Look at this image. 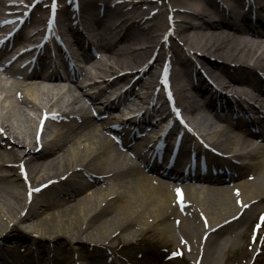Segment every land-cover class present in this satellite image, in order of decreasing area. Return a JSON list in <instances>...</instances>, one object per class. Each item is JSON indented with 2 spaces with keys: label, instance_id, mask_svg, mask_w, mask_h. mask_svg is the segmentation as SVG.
<instances>
[{
  "label": "bare ground",
  "instance_id": "obj_1",
  "mask_svg": "<svg viewBox=\"0 0 264 264\" xmlns=\"http://www.w3.org/2000/svg\"><path fill=\"white\" fill-rule=\"evenodd\" d=\"M98 1L101 6L95 0H82L79 20L96 43V35L88 28L90 24L95 25L100 41L104 42L98 49L111 66L99 59L93 60V54L87 51L82 56L85 64L78 72L72 69L66 79L55 78L45 85L33 82L39 81L36 78L39 72L19 77L11 69L0 72V264H85V259L91 262L87 264H117L103 251L114 241L126 240L140 246L124 260L126 264H159L161 260L162 264H175L176 259L169 255L177 249L183 250L193 264H222L228 261L225 256L241 249L246 256L237 264H264V233L253 245L255 241L249 240V234L243 237L238 230L256 217L264 216V146L257 144L264 143V126L260 123L258 134L242 135L241 127L251 124L248 116L243 117L247 111L256 114L255 109L251 104L245 108L233 103L225 95L229 90L232 95H238L242 85L252 84L256 92L242 96L259 105L264 102V80L256 76L255 81L240 74L251 71L264 76V15L258 13L264 10V0H220L228 9V15L225 10L223 17L209 12L216 7L223 10L215 0H157L164 7L170 6L169 10L178 16L174 33L182 46L177 43L171 46L174 58L167 55L159 40L167 33L163 15L147 11L145 7L152 0H114L113 4L116 1L119 4L112 6L107 0ZM4 3L0 0V13ZM252 5L258 11L249 18L247 10ZM128 6L131 7L125 8ZM59 7L62 8L58 13L62 17L61 30L66 33L63 25L70 27L67 23L77 30V23L72 22L77 21V15H71L64 5ZM29 17L40 22L33 14ZM235 20L239 31L235 29ZM69 41V48L73 49V40ZM75 43L83 52L89 49V43L78 38ZM155 48L158 51L152 62L159 66L165 61L171 62L169 68L172 66L175 79L189 77L192 72L191 64L195 61L186 53L191 52L202 63L211 83L199 77L192 93L190 83H184L176 91L178 102L186 112L187 127L190 125L216 153L228 158L211 155L188 137L192 144L190 148H181L180 156L185 154L189 160L188 156L197 149L195 154H205L209 167L203 175L177 179L185 196L183 209L175 205L178 187L173 190L165 181L151 175L158 172L156 167L148 165L149 159L142 152L148 144L143 135L146 131L133 130L129 124L124 128L121 120H117L122 112L112 99L98 103L106 96L105 90L99 88L95 95H89L78 83L79 76L90 80L96 72L111 75L122 71L123 77L134 74L138 72L136 64L145 63ZM230 62L237 68L229 67ZM153 68L148 65L139 71L134 82L138 81L150 95L155 89ZM114 80L111 87L121 81ZM100 84L107 86L109 82L101 80ZM41 94L54 102H45L39 108L32 101H37ZM172 95L175 97V92ZM25 96L31 101H26ZM96 103L101 105V111L93 116ZM49 108H56L58 112L46 122L56 125L49 140L45 139L48 129L39 140L34 133L30 135L21 130V112ZM235 110L239 116L233 118ZM145 127L157 126L149 122ZM109 135L116 137L119 145ZM37 143L42 144V149L35 153ZM236 155L245 160L239 168L231 162ZM136 160L142 161L149 174ZM222 165H229L231 178ZM20 166L26 170L30 185L49 184L43 192L52 189L48 195L27 194V183L18 176ZM169 177L174 179L172 173ZM203 222L209 225L208 231L202 228ZM241 239L244 247L239 245ZM56 241L66 244L61 256L52 254L56 247L49 246ZM156 241L172 249L166 252L164 261L163 248L153 249ZM85 245L87 251H80V246ZM19 247L23 249L11 254V249Z\"/></svg>",
  "mask_w": 264,
  "mask_h": 264
},
{
  "label": "rangeland",
  "instance_id": "obj_2",
  "mask_svg": "<svg viewBox=\"0 0 264 264\" xmlns=\"http://www.w3.org/2000/svg\"><path fill=\"white\" fill-rule=\"evenodd\" d=\"M109 2H114V0H109ZM37 14L39 12V10L36 11ZM116 17L119 16V14H115ZM88 28L90 30H92L94 32V35H96V44L97 45H102L104 43H102V41H100V36H98L97 34V29L96 27L93 25V24H90L88 26ZM76 61V60H75ZM115 61V60H114ZM77 63V62H76ZM118 65V63H116ZM26 99V98H25ZM41 101H45V102H50V103H53L54 100H51L50 97H45L43 100ZM182 107V106H181ZM97 109H100V108H97ZM96 109V110H97ZM182 110L184 112V114L186 113L185 110L183 109L182 107ZM31 114H34L35 112L30 110ZM33 125H34V120L31 119V118H28L27 117V113H26V110L25 112H21V122H20V128L22 131H24L25 133H29L30 135H33ZM201 130L204 131L205 133H207V130L201 126ZM55 129V125L52 124V125H49V128H48V133L47 135L45 136L47 139H50V133L51 131H53ZM257 144H259V146H264V143H259L257 142ZM16 173V172H15ZM52 190V189H51ZM51 190H49L48 192H50ZM48 192L46 193H43V197L47 194L48 195ZM41 197V199L43 198ZM254 223H255V220H251L247 226H244V227H241V228H238L239 231H241L243 234L242 236L244 237L246 233H248L249 235H251V230H253L255 228L254 226ZM201 226V225H200ZM254 227V228H253ZM264 227V224L263 226ZM134 240V239H133ZM157 240V239H156ZM49 242V241H47ZM139 242V241H138ZM75 246L78 245V244H74ZM241 247H244L245 246V242L243 241V239L240 240V244H239ZM52 247H56L53 251L52 254H57L59 256H61L63 253H65V250H66V244H64L63 242H51V244L49 245ZM162 247L163 250L161 252L162 256H163V261L166 260V252H171L172 249L169 248V247H166V246H161L160 243L158 241H156V245L153 246V249L156 251L158 250V247ZM76 247H79V246H76ZM82 247L80 249V251H87L88 249V246L86 247L85 246H80ZM64 248V249H63ZM21 247H19V249H16L13 251V253H17L18 251H21ZM140 249V246H137L136 243H131V242H128L127 240L126 241H114L110 244L109 248L107 250H104L103 251V254H105L107 257H112L117 264H126L124 262V260L127 258L128 260V257L132 255V252L133 251H136ZM52 250V249H51ZM168 254V253H167ZM244 256H246V253H245V250L244 249H241V250H237V252H231L229 255L225 256L224 258H228V261L226 262H223L222 264H237ZM223 258V259H224ZM84 259V258H83ZM93 261V260H92ZM96 261V260H95ZM91 263L90 260H86L85 259V264L87 263ZM98 262H100L98 260ZM166 262V261H165ZM99 264V263H98ZM128 264V263H127ZM147 264V263H145ZM159 264H162V260L159 261ZM175 264H193L191 263L190 259H189V256H186V254L184 253L183 251V257H181L180 259H177L175 261Z\"/></svg>",
  "mask_w": 264,
  "mask_h": 264
},
{
  "label": "snow or ice",
  "instance_id": "obj_3",
  "mask_svg": "<svg viewBox=\"0 0 264 264\" xmlns=\"http://www.w3.org/2000/svg\"><path fill=\"white\" fill-rule=\"evenodd\" d=\"M0 131H2V130H0ZM21 171H23V169H21ZM36 191H39V189H36ZM180 193H181V190L180 189H177V194H178V196L180 195ZM182 202V201H181ZM246 207V206H245Z\"/></svg>",
  "mask_w": 264,
  "mask_h": 264
}]
</instances>
